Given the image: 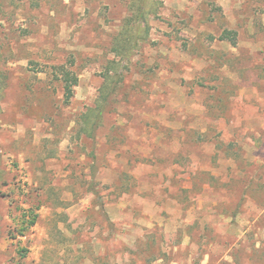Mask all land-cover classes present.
Instances as JSON below:
<instances>
[{
  "label": "rangeland",
  "instance_id": "rangeland-1",
  "mask_svg": "<svg viewBox=\"0 0 264 264\" xmlns=\"http://www.w3.org/2000/svg\"><path fill=\"white\" fill-rule=\"evenodd\" d=\"M131 4L0 0V264H264V0Z\"/></svg>",
  "mask_w": 264,
  "mask_h": 264
},
{
  "label": "trees",
  "instance_id": "trees-1",
  "mask_svg": "<svg viewBox=\"0 0 264 264\" xmlns=\"http://www.w3.org/2000/svg\"><path fill=\"white\" fill-rule=\"evenodd\" d=\"M131 5L132 17L128 20L126 26L121 29V33L118 35V37L115 38V45L113 48V52L116 53L117 56H121L127 60H129L135 50L140 49L141 44L146 42L149 35V28L143 26V21H145L147 16L146 11L149 6V0H132ZM221 40L233 41L234 38L232 33L225 32L221 37ZM54 70L57 72L56 76L58 80L63 83L65 102L69 104L74 97V88L78 85V78L65 66L55 67ZM114 71H117V68L114 69ZM109 73L110 72L108 71L107 76L109 81H114L115 77H110ZM116 74H118L117 76H120L118 72ZM115 89L116 87H104V94L102 96V101L104 103H99L95 109L90 110V112L95 114L96 118L101 121ZM89 116L90 114L83 117L86 126L91 124V122L87 120ZM38 216L39 215L32 209L28 212H25L20 223L21 229L15 228L11 232L13 239H17L19 236L24 237L27 231L34 228L37 225ZM27 253V249H23L20 252L22 258H26Z\"/></svg>",
  "mask_w": 264,
  "mask_h": 264
}]
</instances>
